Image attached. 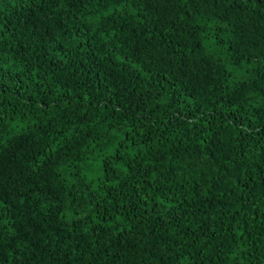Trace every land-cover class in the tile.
I'll use <instances>...</instances> for the list:
<instances>
[{
  "label": "trees",
  "instance_id": "1",
  "mask_svg": "<svg viewBox=\"0 0 264 264\" xmlns=\"http://www.w3.org/2000/svg\"><path fill=\"white\" fill-rule=\"evenodd\" d=\"M0 264H264V0H0Z\"/></svg>",
  "mask_w": 264,
  "mask_h": 264
}]
</instances>
